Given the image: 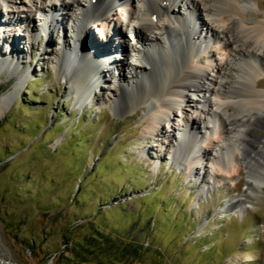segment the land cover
<instances>
[{"label":"rangeland","instance_id":"rangeland-1","mask_svg":"<svg viewBox=\"0 0 264 264\" xmlns=\"http://www.w3.org/2000/svg\"><path fill=\"white\" fill-rule=\"evenodd\" d=\"M254 1L250 18L264 21V0ZM53 2L62 20L61 5ZM10 16L0 5L2 21ZM42 16L37 14V22L27 26L6 21L0 28V103L11 95L0 112V264H75L67 252L94 233L144 245L143 264H264V176L246 198L247 182L255 178L239 161L223 168L209 158L200 159L195 171L177 160L170 140L187 144L185 116H196L193 101L186 109H175L160 123V131L150 135L143 124L144 110L122 115L115 108L119 84L130 77L121 79L109 63L103 65L110 69L105 72L110 73L108 82L99 80L94 102H79L58 65L61 51L72 41L70 25L65 21L62 33L53 26L45 31ZM112 16L124 24L118 7ZM91 23L84 43L104 60L103 53L110 50L100 52L106 48L102 31ZM7 36L12 41L4 44ZM115 37L129 44L132 32L127 27L124 35ZM63 38L68 40L63 43ZM113 44L109 56L119 65L124 51ZM13 45L22 53L21 65L12 66L19 72L9 63L2 65L3 58L18 57L9 53ZM215 56L219 63L228 60L224 72L231 81L234 64L224 49ZM128 66L126 74L131 76ZM216 72L209 69L212 77ZM257 81L264 92V74ZM190 99L200 100L196 94ZM201 101L200 110L206 108ZM198 123L202 135L216 136L207 133L199 117ZM256 131L264 133V126L258 124ZM210 156H218L214 147ZM260 167L254 165L255 176ZM96 250L83 264L100 262Z\"/></svg>","mask_w":264,"mask_h":264},{"label":"bare ground","instance_id":"bare-ground-1","mask_svg":"<svg viewBox=\"0 0 264 264\" xmlns=\"http://www.w3.org/2000/svg\"><path fill=\"white\" fill-rule=\"evenodd\" d=\"M53 1L0 0V5L11 14L8 21L0 18V26L6 21L9 25L21 22L27 26V22H37V14H40L43 15L40 20L45 31H50L53 26L55 31L62 33L67 29L66 21L73 37L68 41L70 46L61 51L58 65L78 101L82 104L94 102L99 80L108 82L110 73L106 75L105 72L110 69L105 70L103 65L109 63V67H117L121 79L130 77L127 82L119 84L115 108L122 115L144 110L143 124L150 135L160 131V123L171 117L175 109H186L185 106H191L189 102L193 101L196 116L193 120L185 116L183 133V136H189V140L187 144L178 142V138H175L176 143L170 140L175 145L173 157L195 171L200 159L209 158L214 165L223 168L239 161L241 169L248 168L255 178L247 182L249 190L245 192L246 198L252 197L255 181L264 176V133L256 131L258 124L264 126V92L257 88V78L264 74V21L250 18V12L256 6L254 0H141L144 9L136 3L137 0H57L61 5L62 20L60 16L56 17L58 7ZM116 7L126 13L124 24L112 16ZM107 18L116 25L110 26ZM91 22L102 31L106 48H100V52L110 50L103 53L106 55L104 60L94 54L93 47L84 43L85 37L90 35ZM205 26L208 31L203 33ZM127 27L132 32L131 44L115 37L124 35ZM67 40L63 38V43ZM10 41L12 37L7 36L3 43L9 44ZM113 42H116L114 47L124 51L119 65L116 64L118 60L110 58L114 53ZM138 43L145 45L143 49L137 46ZM13 46L9 53L19 57L22 54L18 50L20 46ZM218 49H224L234 64L236 76L231 81L226 80L228 76L224 72L230 64L228 60L218 62L215 56ZM130 51L135 53V59ZM18 57L13 60L3 58L2 65L9 63L17 72L12 66H19ZM128 65L133 70L131 76L126 74ZM211 68L217 70L214 77L209 73ZM192 94L198 95L200 100L190 99ZM10 96H3L0 112ZM201 99L206 106L202 110L199 109ZM198 117L209 129L207 133L214 132V138L206 133L202 135ZM211 147L217 150L218 156H210ZM257 163L261 166L259 177L252 172Z\"/></svg>","mask_w":264,"mask_h":264},{"label":"trees","instance_id":"trees-1","mask_svg":"<svg viewBox=\"0 0 264 264\" xmlns=\"http://www.w3.org/2000/svg\"><path fill=\"white\" fill-rule=\"evenodd\" d=\"M73 251H68V259H74L75 264L89 261V255L99 252L97 259L100 262L95 264H143L142 257L145 255V246H139L133 242L114 239L112 235L97 233L92 235V239L79 241ZM93 251V252H92ZM99 257V258H98ZM133 259H129V258ZM140 259V260H139ZM110 260V262L108 261Z\"/></svg>","mask_w":264,"mask_h":264}]
</instances>
